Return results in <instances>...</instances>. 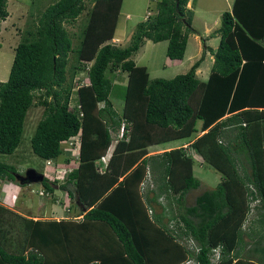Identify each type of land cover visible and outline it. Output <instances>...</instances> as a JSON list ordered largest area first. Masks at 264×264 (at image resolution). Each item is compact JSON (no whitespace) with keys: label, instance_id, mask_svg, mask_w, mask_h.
<instances>
[{"label":"trees","instance_id":"1","mask_svg":"<svg viewBox=\"0 0 264 264\" xmlns=\"http://www.w3.org/2000/svg\"><path fill=\"white\" fill-rule=\"evenodd\" d=\"M188 1L150 0L153 7L125 47L110 42L122 0H56L22 30L0 81V154L18 146L26 111L40 92L43 110L29 145L44 161L65 154L62 163H76L59 189L78 212L72 219H41L0 204V264H264V0H231L221 12L209 35L218 36L217 45L204 47L212 55L206 80L195 76L203 54L183 73L148 79L132 56L145 40H166V57L182 59L194 32V0L190 8ZM5 4L0 0V21ZM86 5L73 44L64 23ZM116 70L126 75L119 114L106 75ZM80 71L87 83L77 85L71 106V80ZM121 122L123 137L98 170ZM72 137L79 140L76 157L61 147ZM182 138L181 145L147 154L148 145ZM200 161L220 179L186 205V192L199 185L193 164ZM14 173L0 161L1 180ZM51 183L41 182L47 191ZM251 208L256 231L244 228ZM245 236L252 240L248 248Z\"/></svg>","mask_w":264,"mask_h":264},{"label":"rangeland","instance_id":"2","mask_svg":"<svg viewBox=\"0 0 264 264\" xmlns=\"http://www.w3.org/2000/svg\"><path fill=\"white\" fill-rule=\"evenodd\" d=\"M56 0H6L5 9L7 16L0 21V81L7 78L9 67L13 57V48L15 44L23 36L25 28H31L37 21L40 12L48 5ZM231 0H194L192 3V19L191 26L194 32L187 35L186 46L182 59L172 60L166 57L165 47L166 40L145 42L138 48L132 56L136 65L144 66L148 74V79L153 78H171L175 74L185 72L192 62L203 54V60L195 69V76L204 81L207 78L211 63L212 55L204 47L215 49L218 36H209L211 31L217 28L220 24V14L224 10L230 8ZM80 13L75 21L64 23V27L74 44L75 37L79 25L85 21L86 10ZM153 3L150 0H122L119 9V14L114 30V39L110 42L119 47H125L129 42L130 34L134 25L144 18L148 8H152ZM29 26V27H28ZM71 63V58L68 59V64ZM70 70H67V77ZM106 75L112 81V89L109 93L112 107L119 114L122 111L123 100L119 92L122 86H125L126 75L118 70L111 73L106 72ZM72 93L69 104L75 106L77 103L75 89L77 85L87 83L86 72H76L72 80ZM123 90V88H122ZM121 90V91H122ZM40 92H34V103L27 109L23 124L20 142L11 154H0V161L10 164L15 168V173L23 174L26 168L32 167L36 171L43 174V177L52 181V191H47L42 186L41 182L20 184L17 179L5 180L0 179V204L6 209H11L15 213L23 216H36L49 219L60 218H75L78 209L73 206V201H70L65 192L59 189L60 183L68 169L72 168L76 163L70 161L62 163L63 155H59L52 163L56 162L59 165H48L44 160L36 156L30 148L29 139L35 129V125L43 110V106L37 103V97ZM121 95V96H120ZM102 103H98L101 106ZM157 134V133H156ZM112 146L115 143V135L112 132ZM156 139V138H155ZM186 142V138L171 140L158 144H151L146 147L147 154L158 153L162 149L175 147ZM66 143H61L64 147ZM67 152V151H66ZM70 152V151H69ZM65 153V151H64ZM192 159H200L193 151L189 152ZM73 157L75 153H72ZM195 157V158H194ZM198 161V160H197ZM195 162L193 164V174L199 180V185L190 189L184 196V203L189 205L193 202L194 197L200 192L214 187L219 181V174L209 165ZM149 171V173H148ZM151 170L148 168L147 173L150 177ZM14 173V174H15ZM13 174V175H14ZM145 188V187H144ZM31 190V191H30ZM143 190V189H142ZM41 191L42 193H39ZM160 201L164 200L160 199ZM254 202H251V206ZM160 207L154 205V211L158 212ZM254 208L250 209L244 228L252 226L253 230L259 229V223L256 221L257 214ZM245 242H249L248 246H252V240L244 237ZM248 239V240H247ZM264 242V241H263ZM244 250V247H243Z\"/></svg>","mask_w":264,"mask_h":264},{"label":"built area","instance_id":"3","mask_svg":"<svg viewBox=\"0 0 264 264\" xmlns=\"http://www.w3.org/2000/svg\"><path fill=\"white\" fill-rule=\"evenodd\" d=\"M125 132V129H124V123L121 122L118 129H117V132L114 133L115 135V141L117 139H121L123 137V134ZM79 143V140L77 137H72L71 139H69L67 142H66V146L64 147L65 150L67 151H70V153H75L77 152V145ZM109 153H105L104 155H102L100 157V161L102 162V165L98 167V170L101 169V167H104L105 166V162L107 160V158L109 157ZM46 163H48V160H46ZM31 191V190H30ZM39 193H42L41 191H39Z\"/></svg>","mask_w":264,"mask_h":264},{"label":"water","instance_id":"4","mask_svg":"<svg viewBox=\"0 0 264 264\" xmlns=\"http://www.w3.org/2000/svg\"><path fill=\"white\" fill-rule=\"evenodd\" d=\"M14 178L17 179V181L20 184H30V183L42 182L43 174L36 171L32 167H28L25 169L23 174L15 173Z\"/></svg>","mask_w":264,"mask_h":264},{"label":"crops","instance_id":"5","mask_svg":"<svg viewBox=\"0 0 264 264\" xmlns=\"http://www.w3.org/2000/svg\"><path fill=\"white\" fill-rule=\"evenodd\" d=\"M186 6L188 7V8H190L191 7V4H190V0L187 2V4H186ZM112 39H114V38H112ZM112 134V133H111ZM112 142H111V144L108 146V148H107V150H106V153L108 154H110V152H111V150H112ZM48 165H54V166H58L59 164L58 163H56V162H54V163H52L51 162V160H50V162H49V164ZM76 166V164L73 166V167H75ZM27 217H32V218H41V217H36V216H27ZM41 219H44V218H41Z\"/></svg>","mask_w":264,"mask_h":264},{"label":"clouds","instance_id":"6","mask_svg":"<svg viewBox=\"0 0 264 264\" xmlns=\"http://www.w3.org/2000/svg\"><path fill=\"white\" fill-rule=\"evenodd\" d=\"M48 161H50V160H48ZM45 162H46V160H45Z\"/></svg>","mask_w":264,"mask_h":264}]
</instances>
